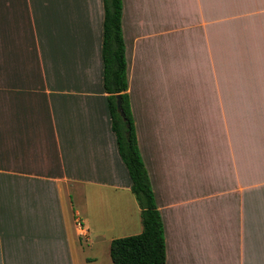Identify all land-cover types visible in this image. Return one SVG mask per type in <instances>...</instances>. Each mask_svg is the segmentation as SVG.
<instances>
[{
	"label": "crops",
	"instance_id": "crops-1",
	"mask_svg": "<svg viewBox=\"0 0 264 264\" xmlns=\"http://www.w3.org/2000/svg\"><path fill=\"white\" fill-rule=\"evenodd\" d=\"M104 19V0H0V264H114L143 230ZM122 30L166 264H264V0H122Z\"/></svg>",
	"mask_w": 264,
	"mask_h": 264
},
{
	"label": "trees",
	"instance_id": "trees-1",
	"mask_svg": "<svg viewBox=\"0 0 264 264\" xmlns=\"http://www.w3.org/2000/svg\"><path fill=\"white\" fill-rule=\"evenodd\" d=\"M104 87L119 152L132 178V191L141 207L143 230L117 237L111 243L114 264H166V242L161 213L142 158L128 92L126 47L122 30V0H104ZM118 96L127 120L117 107ZM129 123V126L127 125Z\"/></svg>",
	"mask_w": 264,
	"mask_h": 264
},
{
	"label": "water",
	"instance_id": "water-1",
	"mask_svg": "<svg viewBox=\"0 0 264 264\" xmlns=\"http://www.w3.org/2000/svg\"><path fill=\"white\" fill-rule=\"evenodd\" d=\"M117 107H118L119 112L123 116V118L125 120H127L126 114H125V112H124V110L122 108V103H121V97L120 96H118ZM127 125L129 126V123Z\"/></svg>",
	"mask_w": 264,
	"mask_h": 264
},
{
	"label": "rangeland",
	"instance_id": "rangeland-1",
	"mask_svg": "<svg viewBox=\"0 0 264 264\" xmlns=\"http://www.w3.org/2000/svg\"><path fill=\"white\" fill-rule=\"evenodd\" d=\"M80 195H82V194L80 193Z\"/></svg>",
	"mask_w": 264,
	"mask_h": 264
}]
</instances>
